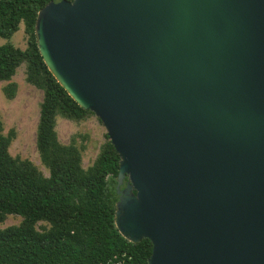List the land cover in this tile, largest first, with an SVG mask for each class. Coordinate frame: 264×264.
I'll use <instances>...</instances> for the list:
<instances>
[{"label":"water","instance_id":"95a60500","mask_svg":"<svg viewBox=\"0 0 264 264\" xmlns=\"http://www.w3.org/2000/svg\"><path fill=\"white\" fill-rule=\"evenodd\" d=\"M35 28L120 156L146 264H264V0H57Z\"/></svg>","mask_w":264,"mask_h":264},{"label":"trees","instance_id":"16d2710c","mask_svg":"<svg viewBox=\"0 0 264 264\" xmlns=\"http://www.w3.org/2000/svg\"><path fill=\"white\" fill-rule=\"evenodd\" d=\"M51 1L57 0H0V39H10L21 23L27 37L25 49L0 44V83L8 82L3 92L14 99L18 84L12 80L25 63L26 81L43 91L36 146L49 170L46 176L31 160L10 153L16 131L5 134L0 117V224L9 215L22 217L18 225L0 227V264H107L123 253L132 258L128 264H146L151 241L132 243L116 227L120 156L108 135L88 168L82 156L87 135L77 136L80 146L76 137L69 144L59 139V117L79 122L94 113L71 98L40 54L36 20Z\"/></svg>","mask_w":264,"mask_h":264},{"label":"rangeland","instance_id":"374dc122","mask_svg":"<svg viewBox=\"0 0 264 264\" xmlns=\"http://www.w3.org/2000/svg\"><path fill=\"white\" fill-rule=\"evenodd\" d=\"M7 42H11L21 49L27 47V37L23 23L20 24V29L10 39H0V44ZM25 70L26 65L24 63L18 68L16 75L13 77L12 81L18 84V91L14 99H8L3 92V87L8 82L0 83V117L4 123L5 134L11 129L16 131V137L10 146V153L14 157L31 160L46 176H49V170L42 163L36 146V131L44 93L26 81ZM57 132L62 143L69 144L76 137L79 146L82 140L77 136L87 135L88 138L84 141L86 147L82 152L84 168H88L93 164L102 144L107 140L106 128L95 114L79 122L59 117ZM21 221L22 217L9 215L5 222L0 224V227L18 225ZM41 224L39 223L38 227Z\"/></svg>","mask_w":264,"mask_h":264},{"label":"built area","instance_id":"2783aa9c","mask_svg":"<svg viewBox=\"0 0 264 264\" xmlns=\"http://www.w3.org/2000/svg\"><path fill=\"white\" fill-rule=\"evenodd\" d=\"M131 259L132 258L128 257L126 253H123L121 255L115 256L107 264H128V261Z\"/></svg>","mask_w":264,"mask_h":264}]
</instances>
